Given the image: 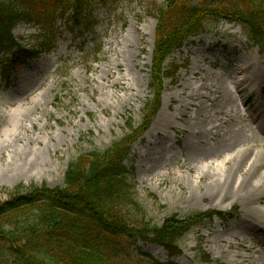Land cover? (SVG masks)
Returning <instances> with one entry per match:
<instances>
[{"label":"rangeland","instance_id":"obj_1","mask_svg":"<svg viewBox=\"0 0 264 264\" xmlns=\"http://www.w3.org/2000/svg\"><path fill=\"white\" fill-rule=\"evenodd\" d=\"M109 1L110 6L95 9V35L102 46L97 56L82 55L80 44L65 32L55 52L19 66L11 73L8 85L0 72V200H8L9 191L20 183H46L51 188L60 185L69 160L79 150L108 148L129 132L127 121L141 123L143 108L151 98L149 82L157 25V16L150 14L149 6L158 8L165 0ZM208 23L206 34L191 38L172 55L187 67L179 71L177 84L166 81L158 115L161 111L168 113L175 119L174 126L189 131L188 123L174 115H195V108L185 107L187 94L206 84L219 88L223 95L217 104L196 99L208 116V128L216 130L221 123L217 109L224 107L231 118L220 127L218 135L192 136L188 131L178 135L166 130L147 137L148 129L131 151L137 194L148 216L157 223L173 213H223L187 235L176 264H264V234L258 236L260 242H251L252 227L249 229L244 222L242 203L222 201L220 194L218 200L210 195L190 197V180L198 182L199 174L219 170L225 155L247 146H255L254 152L262 155V166L257 171L259 181L264 182V90L257 89L251 102L263 106L259 117L257 112L259 120L247 116L252 114L247 110L248 103L236 100L231 91V71L238 60L247 62L259 57L264 61V51L248 40L236 21ZM36 32L35 27L26 24L14 30L19 42L27 46L35 44ZM88 47L91 51V41ZM196 61L209 76L201 79L192 74ZM120 64L131 89L110 85L113 78L109 70L113 68L114 74H119ZM201 92L209 94L205 89ZM180 136L182 140L178 141ZM127 165L130 167L132 161ZM260 194L262 201L257 204L264 211V187ZM238 238H245L253 249L238 246ZM139 246L155 259L168 260L167 251L161 247ZM205 256H209L208 261L202 260ZM128 259L129 264H153L138 250Z\"/></svg>","mask_w":264,"mask_h":264},{"label":"trees","instance_id":"obj_2","mask_svg":"<svg viewBox=\"0 0 264 264\" xmlns=\"http://www.w3.org/2000/svg\"><path fill=\"white\" fill-rule=\"evenodd\" d=\"M93 1L0 0V53H12L4 59L3 71L51 50L56 20L70 10L69 18H78ZM191 1L168 0L165 9L153 8L159 14L151 84L155 100L143 128L160 106L162 80H174L178 71L176 64H166L171 53L190 36L204 32L208 16L237 19L264 49V0ZM23 22L40 30L36 47L16 42L12 30ZM132 132L104 150L73 158L60 186L19 184L8 201L0 200V264H127L128 252L139 240L158 242L171 255L180 252L179 241L212 213H176L161 225L148 219L129 180L133 168L124 164L142 131Z\"/></svg>","mask_w":264,"mask_h":264},{"label":"bare ground","instance_id":"obj_3","mask_svg":"<svg viewBox=\"0 0 264 264\" xmlns=\"http://www.w3.org/2000/svg\"><path fill=\"white\" fill-rule=\"evenodd\" d=\"M263 62V59L259 57H255L253 60L247 62L238 60L234 70L231 71L233 74V76H231L233 79L231 80V83H233L231 91L234 94L235 99L241 101L243 104L248 103L247 110L250 109L252 114L248 113L247 116L256 120H259V112L262 111L263 106L260 103L253 105L251 102L252 99H254V93L257 89L264 90ZM212 63H216V60L211 61V64ZM35 64L36 63H34V65ZM120 66L121 64L118 68ZM198 67H200V69ZM109 71L113 78L111 80V86L117 85L124 90L131 89L130 84L125 82V76L122 74V69L119 68L117 70L119 74H114L115 71H113V68ZM192 74L196 77L199 75L201 79L204 75L209 76L205 73L204 68L198 64L197 61L192 68ZM202 89L207 90L210 95L201 92ZM221 96L223 95L221 94V90L219 88H214L213 86L209 87L206 84H203L200 88H198L197 92H190L187 94L188 101L189 99L191 101H187L185 107L186 109H189L190 106L191 108H195L196 114L189 115L187 113L181 117L174 115L177 120L188 123V126L191 128L189 131L182 126H174V117L161 111L146 136L149 137L151 133L159 135L161 131L166 130L167 133L168 131L173 130V132L178 135L186 133L187 131L192 136H201L205 133L218 135L220 127L230 120V113L226 111L224 107L217 109L216 112L221 120V123L216 127V130L213 129L215 127L208 128L206 125V123H208V116L203 114V110H205L204 107L201 108L203 104H200L196 99L200 97L202 99H206V101L211 104H217L218 98ZM220 116H222V118H220ZM181 140L182 137L180 136L178 141ZM192 146L195 147L194 145ZM254 148L255 146H247L237 150L234 149L231 155H225L221 159L218 164L219 170L214 172L206 170V172L198 175V182L190 180L189 184L191 198H199L200 196L204 197L210 195L214 196V199H217V195L220 194L222 201L230 200L231 203H242V214L245 218L244 222L248 225L249 229L252 227L251 229L253 233H250L252 243L260 242L261 239H259L258 236L264 234V211L257 204L259 200L262 201L260 191L264 187V182H261L258 179L259 171H257L262 166V155H260L259 152H254ZM183 167H179V172H182ZM188 170L192 171L191 168H188ZM188 178L190 179L191 177ZM255 178H257V180H254ZM238 240V246L244 248L245 250L253 249L252 245L246 244L245 238H238ZM262 242H264V240H262Z\"/></svg>","mask_w":264,"mask_h":264}]
</instances>
